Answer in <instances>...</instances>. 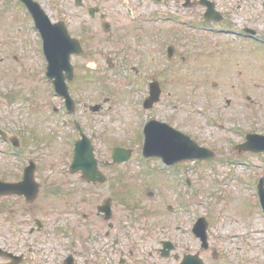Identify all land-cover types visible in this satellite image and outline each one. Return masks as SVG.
<instances>
[{
  "label": "rangeland",
  "instance_id": "1",
  "mask_svg": "<svg viewBox=\"0 0 264 264\" xmlns=\"http://www.w3.org/2000/svg\"><path fill=\"white\" fill-rule=\"evenodd\" d=\"M36 1L52 21L68 24L75 36L79 37V27L90 30L89 34L83 33L87 55L76 61V74H81V81L79 85L76 82L72 95L80 103L96 104L107 98L112 99V103L94 114L83 112L79 104L83 114L76 117L101 158L105 154L110 157L116 146L135 149L134 162L128 169L130 177H134L130 183L138 184L125 183L122 177L117 186L112 187V182H107L99 190L85 186L80 175L69 173L79 133L72 122H67L69 117L63 101L46 80V59L26 9L18 0H0V127L9 130L12 137L21 135L23 161L27 164L30 159H36L39 162L36 178L42 187L39 198L32 205H27L24 199H6V212L0 215V246L17 252L31 244L39 245L46 253L61 250L73 240L67 228L78 227L80 218L75 215H97L98 205L112 195L114 215H149L143 221L153 233L144 230L119 235V239L120 244L142 245L137 253L150 264L157 259L156 255L149 256L150 247L153 249L160 238L185 245L193 253L201 251L199 242L190 232L176 231V220L188 225L192 217L189 216L188 221L170 211L165 213L167 203L182 211L186 204L192 203L197 217L207 219L210 245L217 256L212 258L211 252H200L206 264H264V219L256 206L254 190L248 186L250 180L264 179V154L240 153L229 146L242 144L244 132L264 135V48L231 34L218 36L198 31L195 26L203 22L202 9L199 5L194 10L183 9L177 0L161 4L147 0H87L83 8L76 6L74 0ZM222 2L226 10L231 5L232 11L227 14L234 20L233 29L241 30L242 11L237 6L240 0ZM91 6L106 12V21L117 27V31L107 34L97 18L92 21L87 12ZM129 7L138 14L134 16L135 22H130ZM177 9L179 13L175 16ZM161 15H174L190 23L185 26L169 22L167 27L178 28L179 53L191 55L185 61L177 58L163 74L155 75L154 68L164 67L165 53L158 42L136 33V25ZM258 15L260 21L257 19L255 27L264 38V20L260 13ZM254 24L256 22L250 20V25ZM116 32L120 34L121 43L113 39ZM144 38L147 41H143ZM118 44L117 50L124 52L121 55L115 54ZM133 55L137 56L133 58L140 57L135 63L142 64L137 73L110 71L108 58L132 65ZM147 57L150 65L145 63ZM94 64L99 67L97 72H92L88 66ZM150 81L161 83L162 95L159 103L145 110L142 104ZM210 116L212 122L209 124ZM151 117L169 122L200 146L216 153L217 159L200 162L196 167L194 163L182 164V177H191L197 192L182 194L185 189L179 188L170 177L164 180L155 177L158 182L154 187L151 185L152 188L148 187L149 183H142L146 176L139 173V154L143 147L140 133ZM3 149L7 147L0 140V179L11 181L21 175L19 161L4 156ZM238 163L251 166L247 168ZM149 190L156 191L155 199L147 197ZM176 190L182 194L181 198H177ZM86 199L89 202L83 203ZM13 212L16 214H11ZM159 215H164L161 221L166 230H159ZM35 219L44 223L45 228L30 234L29 226H34ZM101 228V244H110L104 236L106 227ZM107 250H98L99 259L103 264H113L116 258L107 256ZM177 251L180 256L184 254L181 249ZM28 253L31 262L38 258L37 261H41L38 264L51 263L46 253L37 257L33 252ZM129 264L134 263L129 261ZM162 264L178 263L169 258Z\"/></svg>",
  "mask_w": 264,
  "mask_h": 264
},
{
  "label": "flooded vegetation",
  "instance_id": "2",
  "mask_svg": "<svg viewBox=\"0 0 264 264\" xmlns=\"http://www.w3.org/2000/svg\"><path fill=\"white\" fill-rule=\"evenodd\" d=\"M87 0H83V3L86 2ZM144 1V0H142ZM147 1H151L155 4H161L164 3L166 0H161V1H156V0H147ZM179 2V5H181V7L183 9L186 10H194L196 6L199 5V8L202 9L201 13H202V17H203V22L202 24L207 25L208 27H210V32L211 33H215V34H225V35H230L232 34L235 35L236 39L239 38L241 40L246 41V42H253L256 44H263L264 43V38L262 37V35H260V29H257L255 26L258 24V14L260 13V16H262V19L264 20V0H240V4H238V8L241 9L242 14L241 17L243 19V23L242 25V29L241 30H234V26L232 25V22H234V20H232L229 15L227 13L231 12V5H228V10L225 9V7L223 6L224 3L222 2V0H208L212 3H214L213 5V9H210V4L207 2V0H184V2L182 3L181 0H177ZM183 1V0H182ZM261 2V3H260ZM85 6V3L82 5ZM94 9H96V12L94 14V17L91 18L92 21H95L96 18L98 19L99 25L101 27L102 30L105 31V33L110 34L113 33L114 31H117V27H112L110 25V23L108 24L106 21V12H102L101 9L97 6H91L87 8V12L90 13V11H93ZM207 12H209L208 16L210 17L209 20L206 21V14ZM128 15H132V16H136L138 15L137 12L134 10H132L130 7L127 10ZM179 13V9H177V13L174 14L175 16H177ZM174 15H161V16H157L154 18H150L147 21H141L138 22V24L136 25V33H142L143 35L146 36V38L148 39L151 38L153 40H155L156 42L159 43L160 49L164 54L163 57V68H154L153 72L155 75H161L166 71L167 68H169L170 66L173 65L174 61L178 58L181 59L183 61H185L186 59L190 58L191 53L186 52L185 54H183L182 52L179 53V46L176 42V37L179 36L178 28L173 26L171 27V29H169L167 27L168 23H172L177 25V21L173 18H171ZM237 15V14H236ZM235 15V16H236ZM250 20H253V23L256 22V24L254 25H250ZM260 21V19H259ZM131 22V21H130ZM146 24H149V26H146ZM231 23V24H230ZM66 24V23H65ZM69 34L72 38L77 39L80 41V44L82 45L83 49H84V55L82 56H72V63L74 66V71H75V80L72 84L69 85V89H70V95H72V92H74V87L76 86V82L79 85L80 81H81V74H76V70H77V66H76V61L79 59L84 58L87 55V49L86 44H85V39L82 38L84 35L83 33L85 32V34H89L90 30H88L87 28L84 27H79L78 28V35L79 37L75 36L74 31L71 30V28L69 27L68 24H66ZM107 26V28H106ZM112 30V31H111ZM111 31V32H110ZM94 33L91 32V35L93 36ZM147 34V35H146ZM237 35V36H236ZM251 35H255L251 36ZM120 34L119 32H116L113 35V39L115 42L121 43L122 40L120 39ZM220 36V35H218ZM223 36V35H222ZM123 37V35H122ZM244 37V38H242ZM147 39H143V41H147ZM245 39V40H244ZM173 40L174 42L170 41ZM137 42H135L136 44ZM119 47V44L116 45L115 49L116 55H121L122 51L117 50V48ZM127 50V47L126 49ZM133 57H137L135 55L132 56ZM108 58V57H107ZM131 58V59H132ZM140 59L139 58H133V63L132 65L130 64H125V62L122 63H117L116 59L112 60L110 58L107 59L108 62V67L110 70L114 71V70H118L119 72L125 71L128 73V71H130L131 73H137V71H139V69L142 67L141 63H135L136 60ZM148 57L146 58V64L150 65V62H148ZM95 67H92V72L96 71L99 69L98 65L94 64ZM89 66V65H88ZM132 66V67H131ZM154 82V81H153ZM152 85L151 81L148 83V88H150V86ZM161 86V83H160ZM149 92V89H148ZM75 104H72L71 102H69L70 107L72 108L73 111L76 112V114H83V112L86 113V111H89L90 113H92L90 111V109H88V104L86 102L80 103L79 101H77L76 99L74 100ZM83 107V112L80 110V105ZM230 104V102H229ZM81 111V112H79ZM56 112L58 113L59 110L57 109ZM94 114V113H92ZM79 118V117H78ZM79 120H77V123ZM81 123V122H80ZM82 125V124H79ZM83 130V125L80 126ZM3 130L7 133L8 138H12V136L10 135V132H8L9 130L3 128ZM77 131V130H76ZM78 132V131H77ZM84 132L86 133V131L84 130ZM79 133V132H78ZM13 139H15L16 143L19 144V148H22V137L20 134L18 135H14ZM77 141V140H76ZM93 142V141H92ZM95 154H96V158L98 161V167L99 169L106 174L108 180L110 182H112L111 186L115 187L118 185V180L119 178L124 177L125 180H133L134 177H130V173H129V169L128 166L131 164H133L132 162L134 161V157H135V149H132V158L130 160V162L126 163V164H122V165H114L111 164L112 161V153L111 156L108 157L103 156V158H101V154L99 155V150L95 149ZM108 157V158H107ZM147 161H159V160H155V159H147ZM147 165V164H146ZM177 166V165H176ZM174 166V167H176ZM149 168V171L151 173L149 174H141L140 176L145 177L143 181V183L147 182L149 183V185L152 186H156V181H155V177H157L159 174V171L157 168H153L152 165H148L147 166ZM173 166H171L172 168ZM125 169V170H124ZM82 180V183L85 186H90V187H98V189L102 186L101 183L98 184H88L86 183V178L84 176L83 173L79 174ZM22 176H15V178H11V181H8V179L6 180V178L4 179H0L4 182H9V183H14V182H19L22 180ZM162 180H164V177L162 178ZM101 190V189H99ZM154 190L148 193V191L146 192V194L148 195L147 197H150L152 199H155L157 194L155 192V194L153 193ZM150 193L152 194L150 196ZM100 197V195H99ZM112 199V204H114V199L113 196H110ZM8 198H12V197H0V215L5 214L6 212V199ZM14 198H19L22 199V197H14ZM87 203L89 202L87 199L83 201V203ZM99 206V205H98ZM99 208V207H98ZM113 209V206H112ZM170 210H172V208H170ZM130 213V212H129ZM11 214H16V213H11ZM137 214V213H135ZM143 214V213H142ZM149 215H123V217H121L120 215H114V212L112 215H109V220H105L106 217H108V215H101L99 213H97V215H81V220L78 222V227L76 229L73 230L69 229L67 230L69 236L72 235L73 236V240L70 241L69 243L63 245L61 250H57V251H47L44 249L39 248V245L37 247V245L31 244L29 247H24L23 250L21 252H17V251H13L10 250L9 248H4L2 246H0V248L5 251L8 252L9 254H11L12 256H1L0 257V264H38L41 263V261H37L38 258L35 259V261H30L29 260V253L28 252H33L35 254V256H39V254H43L46 253L48 260L51 259V263L50 264H103L100 258V255L98 254V250H107L106 248L111 246L110 250H107V256H112L115 257L116 260L113 263V260H109L110 262H112L113 264H116V262H118L119 264H129V261H132L134 264H150L149 262L146 261L145 258L141 257L140 253H137L140 251V247H142V245H133L131 243H128L126 245L124 244H120V239H119V235H129V234H133L134 232H140V231H144V230H148L150 232L153 233L152 229L147 227V225L145 224V222L143 220H145ZM162 216L164 215H159V230L165 229V227L163 226L162 223ZM34 226H29V232L30 234H35L36 232H42L45 228L44 224H40L39 223V227H38V223L36 221V219L34 220ZM102 226H105L106 229L104 231V236L107 242H110V244H104L102 245ZM193 224L190 223L188 224V227H184L183 225L178 227L176 229L177 233H185L189 227H192ZM166 230V229H165ZM16 231V229H14V232ZM188 233V231H187ZM189 234V233H188ZM160 235V234H159ZM193 238L197 240L196 237ZM168 241L166 238L161 240V243L158 244H154L153 245V249L150 247V254L149 256H153L156 255L157 259L154 261V264H162V262L167 261L169 258H173L178 264H180V262L182 261V259L187 256V255H199L200 256V252H204V251H208L210 253V247L207 250H202L199 253L195 252L193 253L191 251L190 248L186 247L185 245H175V252L172 253L171 255L169 254V258H165L164 255H166L167 251L164 250V242ZM183 250L184 254L182 256H180L178 254L177 250ZM164 250V253L163 251ZM212 258L215 257L214 254L211 255ZM139 262H137V260ZM43 264H48L46 262H43Z\"/></svg>",
  "mask_w": 264,
  "mask_h": 264
},
{
  "label": "water",
  "instance_id": "3",
  "mask_svg": "<svg viewBox=\"0 0 264 264\" xmlns=\"http://www.w3.org/2000/svg\"><path fill=\"white\" fill-rule=\"evenodd\" d=\"M25 2L28 4L33 15L35 16L38 22V27L42 32L43 38L45 39L47 56L51 61L50 72L48 73V75L55 76L56 73L54 68H57L58 65L64 63V66H66L69 70V79L72 80L73 68L70 64V59H69L70 55H67L66 58L61 59L62 55H58L56 57V54L59 51V46H62L64 43L74 45V47L76 48L78 47L79 48L78 52L79 54H81L82 49L79 46V43L76 40H72L70 38L67 29L62 24H57V25L50 24V21L48 20L46 15L39 9L37 4H35L31 0H25ZM76 2L78 5H80L82 3V0H76ZM58 81L63 82L64 80L63 78L59 77ZM58 91L62 95L66 96L67 87L65 90H61V88L59 87ZM160 93L161 92L159 85L156 84L153 93V97L155 98V100L159 99ZM99 109L100 106L92 107V110H99ZM160 130L161 128L156 127L155 131H150L148 136L149 141L147 146L150 151H153V154L169 157L175 155L176 153H181L183 154V156H187L185 158L198 157L200 159L210 158L212 156L209 150L199 148L196 143L190 141L187 137H184L180 134H177L178 136H174V134H167V133L163 134L162 131ZM184 140L188 141L195 149L192 151H188L185 149L184 151V147H185ZM248 140L249 141L243 146L246 150H253V151L264 150V137L258 135H250L248 137ZM257 140L259 141V143L255 144ZM76 155H77L76 156L77 160L75 163L77 165L82 164L84 159L91 158V160H94L93 147L91 146L90 141L86 137H84V139L79 143V150L78 153H76ZM114 159L116 160V162H124L129 159V154L123 149H117L115 151ZM33 172H34V168L30 169L27 175V179H25V182L21 184L5 185V186L0 185L1 187L0 192L2 194L25 195L29 202L35 200L39 192V185L34 181ZM260 190L261 192H263V197H264L263 183L260 187ZM101 211H107L108 215H110V201L108 202L105 208L104 207L101 208ZM200 222L201 224L198 225V230H199L198 233L203 237L202 239L206 243L207 240V235L205 233L206 224L204 220H201ZM182 264H203V263L200 259H198V257L196 258L188 257Z\"/></svg>",
  "mask_w": 264,
  "mask_h": 264
}]
</instances>
